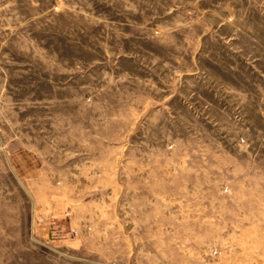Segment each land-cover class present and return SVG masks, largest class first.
<instances>
[{
	"label": "rangeland",
	"instance_id": "rangeland-1",
	"mask_svg": "<svg viewBox=\"0 0 264 264\" xmlns=\"http://www.w3.org/2000/svg\"><path fill=\"white\" fill-rule=\"evenodd\" d=\"M0 264H264V0H0Z\"/></svg>",
	"mask_w": 264,
	"mask_h": 264
},
{
	"label": "crops",
	"instance_id": "crops-1",
	"mask_svg": "<svg viewBox=\"0 0 264 264\" xmlns=\"http://www.w3.org/2000/svg\"><path fill=\"white\" fill-rule=\"evenodd\" d=\"M52 216L54 217V218H56L55 220H57V217H56V215H52V214H49V216L47 217V219L46 220H48V221H44V224H38V228H39V230L40 229H42V231L44 230L45 231V229H47L48 230V237L50 236V231H49V228H50V226H49V221L51 222V220H52ZM65 216V215H64ZM63 218H65L64 220H62V223H63V221H64V223L63 224H59L58 226H57V228H63L62 229V232H63V230L65 231V226H66V224L68 223V221H67V217L65 216V217H63ZM57 222V221H56ZM60 222H61V220H60ZM47 223V224H46ZM51 229V228H50ZM63 234L67 237V234H66V231L65 232H63ZM64 236V237H65ZM50 241H52L51 239H50V237L48 238ZM60 240H62V239H60ZM70 240L71 241H73L74 243H78V244H81L82 243V241L80 240V239H78L77 237H74V238H70ZM54 241V240H53ZM63 241H68V240H65V239H63ZM76 245V244H75Z\"/></svg>",
	"mask_w": 264,
	"mask_h": 264
}]
</instances>
